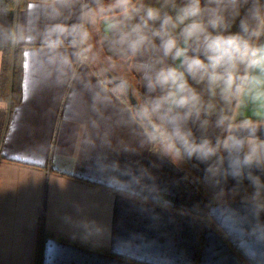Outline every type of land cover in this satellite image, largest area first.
<instances>
[{"label":"crops","instance_id":"0c3cea01","mask_svg":"<svg viewBox=\"0 0 264 264\" xmlns=\"http://www.w3.org/2000/svg\"><path fill=\"white\" fill-rule=\"evenodd\" d=\"M112 3L30 0L16 11L0 0V70L5 49L24 48L21 101L10 112L0 100V264H36L40 238V264H264V212L252 209L248 181L227 175L252 144H264V103L243 89L210 95L206 83L189 79L211 110L184 126L197 140L210 139L217 153L208 162L174 161L165 151L167 117L151 114L162 131L155 139L93 58L98 47L115 73L135 81L147 108L162 93L147 90L145 72L180 61L163 56L158 38L132 55L120 32L146 7L175 15L184 0H132L130 19L109 10ZM89 10L92 19H82ZM247 13L248 5L239 15L225 12L229 31H239ZM112 23L119 28L109 30ZM58 24H83L90 39L81 45L70 33L58 35ZM188 47L191 55L196 45ZM233 139L243 141L239 152Z\"/></svg>","mask_w":264,"mask_h":264},{"label":"clouds","instance_id":"9594fccd","mask_svg":"<svg viewBox=\"0 0 264 264\" xmlns=\"http://www.w3.org/2000/svg\"><path fill=\"white\" fill-rule=\"evenodd\" d=\"M51 3L70 6L73 0H51ZM243 5H248L247 16L241 19L239 31L231 32L225 12L231 10L234 15H239ZM108 7L109 10L119 9L126 19H130L135 11L132 0H113ZM94 15L95 10H89L82 19L91 20ZM157 22L159 27H155ZM116 28H119L118 23L109 25V30ZM177 28L180 29L179 38L174 34ZM52 31L58 35L70 33L81 45L90 39L83 24L73 25L70 29L58 24ZM261 36H264V3L261 0H184L175 8V15L149 6L143 10L138 23L120 32V43L132 55L152 45L153 38H158L163 56L180 61L179 67L162 66L144 74L147 90L162 93L150 99L146 111L163 113L167 117L171 128L165 151L174 161L195 158L208 162L217 153V147L210 139L197 140L192 130L184 126L188 120H200L202 114H209L211 110L189 79L206 83L210 95L219 89L222 96L231 97L243 89L254 102L264 103V42H258ZM181 40L185 46H181ZM53 44L58 47L59 41H53ZM189 44L196 45L191 49V55ZM89 51L90 46L81 54ZM206 124V120L201 122L202 127ZM229 143L233 151L239 152L243 148L240 139ZM206 171L211 177L217 175V169L212 166ZM227 175L237 183L247 180L252 189L248 197L252 209L257 216L264 212V144H252L242 158L232 161ZM120 187L127 188L126 185Z\"/></svg>","mask_w":264,"mask_h":264},{"label":"trees","instance_id":"16d2710c","mask_svg":"<svg viewBox=\"0 0 264 264\" xmlns=\"http://www.w3.org/2000/svg\"><path fill=\"white\" fill-rule=\"evenodd\" d=\"M29 1L30 0H6V4H7L8 8L15 9L16 11H20L21 9H23L27 5V3ZM23 49L24 48L22 45L16 44V45H14V47L5 49L3 51V59H2V65H1V70H0V100L5 101L9 104V111L10 112L21 101V93H22L21 78H22V66H23V58H22ZM115 61H117V60H115ZM97 62L99 63L100 66H105V69L102 71L103 75H102V73H101V75L105 79H107V82L111 86L116 87L113 83L110 82V80L106 76V74H105L106 71H109L115 77L127 80L131 84L133 93H134L136 99L138 100L142 110L144 111L146 117L154 125V127L158 130L160 135H162V131L159 128V126L157 125V123L154 121L152 115L146 111L147 108H146L142 98L140 97V94L138 92H136V86L137 85L135 84V81L131 78L123 77V76H120L119 74L115 73L107 65L106 59L103 56L100 57V59ZM98 71H99V69H98ZM121 95H122V98L128 102V100L125 96L124 90L121 92ZM129 105H130V103H129ZM133 110L135 112L134 108H133ZM138 118L140 119L139 116H138ZM144 126H145V124H144ZM3 128H4L3 115L0 112V139H1V133H3ZM145 128L150 132V130L146 126H145ZM150 134L152 135L151 132H150ZM42 230H43V226H42V222L40 221L39 235L42 234ZM40 253H41V238H40V240L38 242V246H37L36 264H40Z\"/></svg>","mask_w":264,"mask_h":264},{"label":"water","instance_id":"95a60500","mask_svg":"<svg viewBox=\"0 0 264 264\" xmlns=\"http://www.w3.org/2000/svg\"><path fill=\"white\" fill-rule=\"evenodd\" d=\"M105 74L108 77V79L110 80V82L113 83L115 86L119 85V86L123 87L125 96H126L128 102L130 103V105L135 109L136 114L140 117V119L145 124V126L150 130L153 137L155 139L160 138V136H161L160 133L154 127V125L149 121V119L146 117V115H145L144 111L142 110L138 100L136 99V97L133 93L131 84L125 79L115 77L109 71H106Z\"/></svg>","mask_w":264,"mask_h":264},{"label":"rangeland","instance_id":"374dc122","mask_svg":"<svg viewBox=\"0 0 264 264\" xmlns=\"http://www.w3.org/2000/svg\"><path fill=\"white\" fill-rule=\"evenodd\" d=\"M95 49V48H94ZM100 52H99V50H98V47H96V49H95V53H94V55H95V58H93V63H94V65L99 69V71H100V73H102V75H103V70L105 69V66H100L99 65V63L97 62L99 59H100ZM107 65L114 71V70H116V68L115 67H111L108 63H107ZM107 80V79H106ZM116 87L122 92L123 91V87L122 86H119V85H116Z\"/></svg>","mask_w":264,"mask_h":264}]
</instances>
